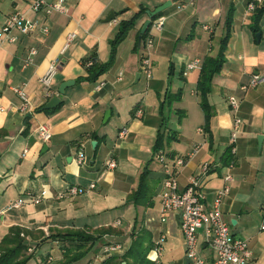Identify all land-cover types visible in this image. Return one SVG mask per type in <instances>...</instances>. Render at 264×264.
<instances>
[{
    "label": "crops",
    "instance_id": "0c3cea01",
    "mask_svg": "<svg viewBox=\"0 0 264 264\" xmlns=\"http://www.w3.org/2000/svg\"><path fill=\"white\" fill-rule=\"evenodd\" d=\"M166 1L66 0V13L45 14L34 11L31 0H0V29L15 12L38 24V29L26 34L16 29L1 33L0 241L12 227L22 229L20 235L29 245L58 244L43 239L60 229L110 228L117 232L104 233L102 242L82 259V264H101L102 245L120 242L124 252L135 234L146 231L152 243L148 256L157 259L154 264H189L178 214L160 213L165 173L153 145L163 131L175 138L162 149L165 166L175 175L179 190L190 177H196L206 207L223 186L225 173L233 175L222 202V216L233 235L248 243L252 256L247 264H264V81L247 90L240 88L254 74L264 73V14L257 25L253 20L255 9L264 2L248 12L252 0H169L171 5L160 16L164 18L162 29H149L152 46L148 47L147 38L138 41L146 12ZM140 9L145 12L116 46L108 70L94 82L83 79L87 72L82 61L93 55L98 63L107 62L119 22L131 19ZM229 16L230 35L224 63L211 79L208 101L212 115L205 128L197 81L205 57L218 53ZM69 33L75 37L66 45ZM31 49L35 50L32 62L24 66ZM143 55L152 62L149 78L141 70ZM195 58L201 59L200 68L186 71V64ZM55 59L59 64L47 96L39 78ZM67 80L74 84L59 94V85ZM96 82L104 83L99 91L94 90ZM12 87L26 93L24 110ZM169 93L178 99L169 102ZM55 95L60 103L41 110ZM229 96L238 99L237 116L242 120L233 155L228 142L233 120ZM139 107L142 114L136 117ZM106 110H110L108 117ZM40 125L51 131L45 143L37 134ZM121 128L126 129L122 137ZM199 128L203 131L198 132ZM259 135L263 136L260 148ZM197 144L198 151L188 156ZM79 150L83 164L77 162ZM179 157L184 160L182 165L175 163ZM111 161L115 166L109 168ZM204 165H208L206 171ZM142 174L144 188L136 204L133 194ZM69 186L85 191L68 195ZM42 190L46 196L33 203L31 197ZM18 198L24 204L9 208ZM161 237L157 256L153 246ZM199 240L201 255L210 261L212 252L204 245L201 231Z\"/></svg>",
    "mask_w": 264,
    "mask_h": 264
},
{
    "label": "built area",
    "instance_id": "2783aa9c",
    "mask_svg": "<svg viewBox=\"0 0 264 264\" xmlns=\"http://www.w3.org/2000/svg\"><path fill=\"white\" fill-rule=\"evenodd\" d=\"M264 0H252L247 4V11L252 12L256 6L262 4ZM31 7L34 11H44L45 14L56 13H66L67 5L66 0H54L52 2H47L46 0H31ZM164 23L163 17H158L153 20L150 25V29H156L160 31ZM207 28V27H205ZM11 29H16L20 34H26L30 31L38 29V24L34 21L26 19L21 13L15 12L8 18L7 23L0 29V41L1 33H8ZM43 32H47L44 27L41 28ZM150 32V31H149ZM75 37L74 33L67 34L66 45ZM14 40V38H10ZM65 45V46H66ZM146 45L148 47L152 46L151 35L148 34ZM35 54V50L31 49L29 55L25 59L24 66L32 62V56ZM201 59L195 58L186 64V71H192L200 68ZM59 60L55 59L52 61L46 71V73L39 78V82L45 90L46 95H49L50 83L52 77L55 75L58 68ZM92 64V61H88L86 66ZM140 66L142 73L146 78L151 76L150 68L152 62L148 56H142L140 60ZM120 79V76H119ZM264 81V73L254 74L247 84L241 85L242 90H247L253 88ZM103 82H96L94 86L95 91L101 90ZM12 90L18 95L22 101V110L28 105V97L23 89L19 87H12ZM228 102L233 113V120L231 130L228 136L229 149L231 154H235L236 148V138L237 133L242 124V120L237 116L238 109V99L235 96H229ZM135 116L140 117L142 114V109L139 107L135 110ZM203 131V128H199L198 132ZM126 133L125 128H121L119 131V136H123ZM38 137L42 142H47L51 138V131L46 125H40L37 129ZM199 149V144L194 145L188 156H193ZM158 160L164 166L165 177L162 182V191L159 194L160 201V213L162 216L169 214L179 215V226L184 238L185 254L189 259V264H247L252 256L249 249L248 243L239 237L233 235L230 229V225L224 220L222 216V202L228 195L230 191V184L233 181V175L230 172H226L223 180L224 184L222 187L218 188L214 194V198L210 207H206L204 200L205 195L199 189L198 179L196 177H190L187 185L183 190H179L178 182L175 175L172 173L171 169L164 164V151H158ZM78 164H83L84 155L81 150L77 153ZM175 163L177 165H182L184 163L183 158H177ZM232 163L228 164V168L232 167ZM109 168L115 166L114 162L111 161L107 164ZM208 169V165H204V171ZM94 185L91 184L90 188ZM85 191L84 188L77 186H69L65 193L68 195H78ZM47 191L42 190L38 195H33L31 201L38 204L43 197H45ZM64 193L59 196L62 197ZM24 204L22 198H18L12 201L9 208H18ZM163 220V217L161 218ZM261 229H264V223L261 225ZM199 231L202 232L204 236L203 243L205 246L209 247L212 252V258L210 261L206 260L204 256L200 253V247L202 242L199 240ZM163 237H161L153 246V252L157 256L160 254L162 246L161 243ZM122 248L121 244H105L102 245L100 252L102 257L105 259L108 256L115 255V253H120ZM31 250V248H28ZM122 253V252H121ZM156 263V257L153 258Z\"/></svg>",
    "mask_w": 264,
    "mask_h": 264
},
{
    "label": "trees",
    "instance_id": "16d2710c",
    "mask_svg": "<svg viewBox=\"0 0 264 264\" xmlns=\"http://www.w3.org/2000/svg\"><path fill=\"white\" fill-rule=\"evenodd\" d=\"M145 12L144 9H140L136 15H134L129 20H122L119 22L118 31L115 38L111 42V53L110 58L105 63H98L95 56H90L82 61L83 66L86 69V76L83 78L86 81L94 82L98 79L100 75L108 70L112 65L116 46L127 36L128 31L134 27L137 18ZM264 14V3L261 7L256 8L254 11L253 20L255 24L260 20ZM162 15V12L154 15L152 21L157 19ZM230 16L226 21V32L220 40V47L218 53L215 56L205 57L202 66L200 68V74L197 81L196 91L200 97V106L205 115V125L206 127L209 118L212 115V107L208 101V95L210 93V84L212 76L218 73L224 63V50L227 45V41L230 35ZM257 25V24H256ZM149 29L142 35V42L146 40ZM254 33L258 31L257 26L253 27ZM92 61V64L86 66L88 61ZM168 101L172 102L178 99L177 94L169 93L167 95ZM174 134V133H173ZM175 139L172 133H167L163 135V131H160L155 138L153 150L157 153L162 150L167 143ZM144 174L141 175L140 184L137 191L133 194L134 202L137 204L144 188ZM20 227H12L9 233L3 237L0 241V264H42V258L33 257L32 254L27 253V249L30 245L26 242L25 238L20 235ZM100 232L107 233L111 232L110 228L107 229H96ZM135 238L130 243L129 247L120 256H108L102 260L101 264H154V261L148 256V253L152 247V243L149 234L146 231H140L135 234ZM51 239L50 241H57L63 243L61 247L62 261H58L53 264H73L77 261L85 258L88 253L96 247V243L102 242V236L94 235L88 232L86 229H70L64 232L52 233L47 236L44 241ZM43 242V241H42ZM43 243L39 242L34 245L35 248H39Z\"/></svg>",
    "mask_w": 264,
    "mask_h": 264
},
{
    "label": "water",
    "instance_id": "95a60500",
    "mask_svg": "<svg viewBox=\"0 0 264 264\" xmlns=\"http://www.w3.org/2000/svg\"><path fill=\"white\" fill-rule=\"evenodd\" d=\"M171 5V1H166L165 3L159 5L158 7H156L154 10L152 11H147V15H148V18L146 19V21L142 24V27L140 29V34H139V37H138V41L140 42L141 40V37L142 35L148 30V28L150 27L151 25V22H152V17L162 11H164L166 8H168L169 6ZM113 18V15H111L110 17H108L106 19V21H109ZM256 37H257V41H259V37H260V34L259 33H256ZM140 77V73H137L136 75V79H138ZM74 84V81L73 80H67V81H64L62 82L59 87H58V93L59 94H63L64 93V90L73 85ZM60 103V99L58 98L57 95L55 96H52L42 107H41V110H47V109H52V108H55L58 104ZM110 114V110H106L105 112V116H109ZM258 144H259V148L261 147V143H262V139H263V136L262 135H259L258 136ZM94 144V142H93ZM46 149V147H45ZM44 149V150H45ZM43 150V151H44ZM177 219H179V215L176 216Z\"/></svg>",
    "mask_w": 264,
    "mask_h": 264
},
{
    "label": "rangeland",
    "instance_id": "374dc122",
    "mask_svg": "<svg viewBox=\"0 0 264 264\" xmlns=\"http://www.w3.org/2000/svg\"><path fill=\"white\" fill-rule=\"evenodd\" d=\"M214 44L216 45V42H214ZM66 230H70V229H60V230H57V231L58 232H64ZM87 231L92 233V234H94V235L103 236V233L100 232L99 230H87ZM116 232H115V230H112L110 233L114 234ZM54 233H57V232H54ZM112 243H114V242H112ZM114 244H121V243L117 242V243H114ZM53 245L50 244V243H43L39 248H35L34 245H30L31 250L27 249V253L28 254H32L33 257H39L40 256L42 258V264L57 263L58 261H62L63 260L62 259V254L60 252L63 243H59L58 242V244H55L57 246H55V245L53 246ZM121 252H123V248H121L120 253H115V255H120V254H122ZM82 261L83 260L81 259V260H79V261H77L76 263H73V264H82ZM92 263L93 262L91 261L90 264H92Z\"/></svg>",
    "mask_w": 264,
    "mask_h": 264
}]
</instances>
